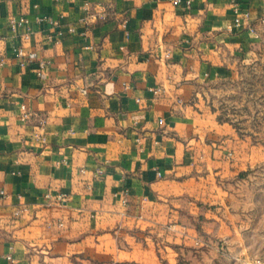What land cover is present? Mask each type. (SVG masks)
Instances as JSON below:
<instances>
[{
  "label": "crops",
  "instance_id": "0c3cea01",
  "mask_svg": "<svg viewBox=\"0 0 264 264\" xmlns=\"http://www.w3.org/2000/svg\"><path fill=\"white\" fill-rule=\"evenodd\" d=\"M241 2L257 30L263 1ZM233 20L229 0H0V264H183L226 237L228 186L264 168L204 98L258 36Z\"/></svg>",
  "mask_w": 264,
  "mask_h": 264
},
{
  "label": "rangeland",
  "instance_id": "374dc122",
  "mask_svg": "<svg viewBox=\"0 0 264 264\" xmlns=\"http://www.w3.org/2000/svg\"><path fill=\"white\" fill-rule=\"evenodd\" d=\"M262 1L258 11L261 20L256 25L258 36L232 56L234 73L207 84L203 91L207 105L222 120L234 124L241 134L264 142ZM243 177L228 186L226 212L222 213L227 222L222 235L226 237L220 239L203 232L204 242L180 251L183 264H264V168L252 171L250 178ZM154 242L158 245L157 236Z\"/></svg>",
  "mask_w": 264,
  "mask_h": 264
},
{
  "label": "built area",
  "instance_id": "2783aa9c",
  "mask_svg": "<svg viewBox=\"0 0 264 264\" xmlns=\"http://www.w3.org/2000/svg\"><path fill=\"white\" fill-rule=\"evenodd\" d=\"M182 1L183 0H176V3L179 4ZM184 1L186 3V7L187 8H191L193 0H184ZM229 3H230L231 8H232V10L234 12L233 24L235 26H246L248 29H250L251 31L255 32L256 29H255L254 24H253V17H252L251 11L249 9L244 8L242 6L241 0H229ZM94 16H102V15H99L98 13H90L87 18H90V17L92 18ZM37 21L39 23L47 22V23L53 24L54 27L57 26V24H58V22H55L53 20V18L49 17V16L38 17ZM27 22L28 21L25 18H21L19 20L16 17H14V16H12L10 18V25H11V27L14 30H17V27L19 25L27 23ZM126 22H127V20L125 19V23ZM71 30L73 31L74 29L71 28ZM62 35H63V31L60 30V29H56L54 32H50L47 35V40L50 41V42L59 41L60 38L62 37ZM17 58L19 59L20 64L22 66H25L26 64H28V63H30L32 61L31 58H29L27 56V54L25 52V49L23 47L18 48V50H17ZM39 63H40V68L38 70V75L39 76H43L44 73H45V70L47 68L48 62L45 61V60H41ZM161 91H162V88H155L154 89V92L156 94H159ZM22 109L25 110L26 106L23 105ZM23 117L24 118H28L29 117V113L28 112H24L23 113ZM160 121L164 122L163 119H161ZM34 137L37 140H41L43 142L45 141V135L41 131H35ZM99 172H101V171H99ZM1 194L3 196H5L6 192L5 191H1ZM46 196H47V198H50L51 194L48 193ZM57 198H58V200L62 201V200H64V195L60 194V195L57 196ZM27 209H28V207L22 206L16 211V214L19 215V214L23 213L24 211H26Z\"/></svg>",
  "mask_w": 264,
  "mask_h": 264
}]
</instances>
